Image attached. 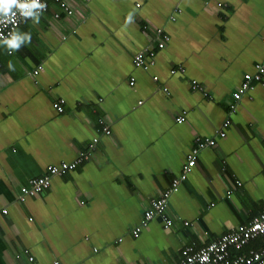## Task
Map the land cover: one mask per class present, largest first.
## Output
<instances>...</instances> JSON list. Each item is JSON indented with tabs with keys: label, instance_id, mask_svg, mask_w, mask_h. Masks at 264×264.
<instances>
[{
	"label": "crops",
	"instance_id": "crops-1",
	"mask_svg": "<svg viewBox=\"0 0 264 264\" xmlns=\"http://www.w3.org/2000/svg\"><path fill=\"white\" fill-rule=\"evenodd\" d=\"M65 1L70 16L53 19L49 3L39 23L18 26L30 43H0V264H175L183 247L246 224L264 205V77L229 104L242 75L264 65V0ZM162 36L153 65L133 68ZM203 138L215 143L168 195L169 227L154 218L132 237ZM86 151L16 201L24 181Z\"/></svg>",
	"mask_w": 264,
	"mask_h": 264
},
{
	"label": "built area",
	"instance_id": "built-area-1",
	"mask_svg": "<svg viewBox=\"0 0 264 264\" xmlns=\"http://www.w3.org/2000/svg\"><path fill=\"white\" fill-rule=\"evenodd\" d=\"M22 2H24V0H22ZM40 3L46 5L44 9L39 10L40 14L47 12L49 3L56 4L66 14L71 13V9L68 7L65 0H40ZM13 11L15 12L14 17H0V21H3L0 22V36L4 39H10L11 34L14 33L20 22L27 19L21 15L19 10L14 8ZM52 18H58V13L54 12L52 14ZM161 34V30L156 29V37H159ZM0 41L3 42L2 40ZM166 42H168V38L166 36H162L160 38V43L156 44V48L162 49ZM260 43L264 46V38L260 39ZM154 56V47H144L132 56V67L147 70L153 65ZM40 71L41 67H36L32 74L37 75ZM173 73L174 70L169 71L170 75ZM263 77L264 65L261 63L254 64L251 72L244 73L242 75L240 84L231 95L233 100V103L229 104V110L231 112H233L235 107L234 102H237L242 95L253 87V85L262 82ZM155 79L156 78L154 77L153 80ZM129 85H133L132 78L129 81ZM190 85L197 91H202V89L193 81L190 82ZM62 104L63 100L58 99L56 102L51 104V107L56 113H62ZM176 122L178 124L182 123L183 118L178 117ZM226 125L227 123L224 122L222 127H219L215 131L218 138H223L225 136ZM101 131L104 135L109 134V131L104 127H102ZM96 142V138H92L90 140L87 145L88 151L94 147ZM214 143L215 138L195 140L193 146L185 156V163L181 166L180 173L176 178L171 180L169 189L164 191L161 194V197L156 200L149 201L147 209L143 212L138 225L130 232L132 237H136L140 230L154 218L160 219L163 229L166 230L169 227L171 221L165 214V206L168 195L176 192L179 184L185 180L188 171L194 165V160L198 153L203 149L212 147ZM88 151L80 153L71 162H61L57 165H49L46 167V173L44 175L24 181L18 189L16 201L24 202L26 198L34 197L48 189L52 178L60 177L62 174L72 171L77 164L81 163L85 157H87ZM235 184L237 186L239 185L238 183ZM1 213L4 214L5 210H2ZM185 224L186 223H184V225ZM254 241L258 242L257 248L249 245L254 243ZM179 256L180 258L175 264H264V205L258 209L255 216H253L246 224L237 226L233 230L220 235L215 240L206 243L201 247L194 248L192 245L185 246L180 250Z\"/></svg>",
	"mask_w": 264,
	"mask_h": 264
},
{
	"label": "clouds",
	"instance_id": "clouds-1",
	"mask_svg": "<svg viewBox=\"0 0 264 264\" xmlns=\"http://www.w3.org/2000/svg\"><path fill=\"white\" fill-rule=\"evenodd\" d=\"M136 7L138 5H135ZM46 7V5L41 4L40 0H0V17L8 18V17H14L15 12L13 9H17L20 11L21 15L25 18H32L34 23H39V10H42ZM65 16H70L72 14V11L70 14H66L64 12ZM57 19V18H56ZM131 17H129V20ZM3 22V21H0ZM0 40L3 41L4 44L7 45L8 49L10 50H19L21 45L25 42L30 43L31 42V35L30 34H11L10 39H4L2 36H0ZM11 54V53H9ZM9 69L14 70L13 65L11 62H9Z\"/></svg>",
	"mask_w": 264,
	"mask_h": 264
},
{
	"label": "trees",
	"instance_id": "trees-1",
	"mask_svg": "<svg viewBox=\"0 0 264 264\" xmlns=\"http://www.w3.org/2000/svg\"><path fill=\"white\" fill-rule=\"evenodd\" d=\"M54 4V3H53ZM54 6L57 8V10H56V12L58 13V18H60L62 15L64 16L65 14H64V11H62L56 4H54ZM45 13V12H44ZM42 14V13H41ZM27 19H29V18H27ZM27 19H24L23 21H25V20H27ZM22 21V22H23ZM22 22H20V24L22 23ZM19 24V25H20ZM18 25V26H19ZM18 27H16V29H17ZM16 29H15V31H16ZM15 31H14V33H15ZM155 49H156V47H155ZM249 245H251L252 247H254V248H257V246H258V242H255L254 241V243H251V244H249Z\"/></svg>",
	"mask_w": 264,
	"mask_h": 264
},
{
	"label": "rangeland",
	"instance_id": "rangeland-1",
	"mask_svg": "<svg viewBox=\"0 0 264 264\" xmlns=\"http://www.w3.org/2000/svg\"><path fill=\"white\" fill-rule=\"evenodd\" d=\"M0 43H3V42L0 41Z\"/></svg>",
	"mask_w": 264,
	"mask_h": 264
}]
</instances>
